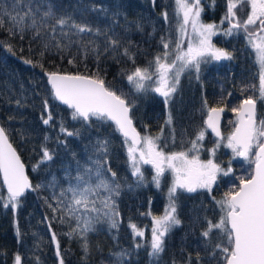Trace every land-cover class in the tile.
Returning a JSON list of instances; mask_svg holds the SVG:
<instances>
[{
  "label": "trees",
  "instance_id": "obj_1",
  "mask_svg": "<svg viewBox=\"0 0 264 264\" xmlns=\"http://www.w3.org/2000/svg\"><path fill=\"white\" fill-rule=\"evenodd\" d=\"M243 7V11L235 9L241 20L250 11ZM176 8L175 0H0V20L4 21L0 27V126L25 164L33 187L40 185L20 197L14 210L3 206L7 193L0 182V264H14L16 254L21 256V264H56L50 230L57 236L64 264H225L224 255L215 247L227 246L225 234L214 230L206 239L202 232L208 221L215 223L224 215L217 201L236 189L238 177L252 174V155L248 160L233 157L231 173L220 176L211 193L204 189L193 193L177 190L174 199L180 224L165 235L164 251L158 255H149V230L151 217L169 201V176L161 177L159 187L152 181L155 171L149 167H142L143 181L132 177L124 138L109 121L93 130H102L106 139L112 140L107 168L132 185L116 198L117 228L99 224L82 232L66 212L52 210L64 207L60 201L67 179L62 174H70L74 161L82 157L91 126L73 120L72 110L55 100L47 85L48 73L102 78L106 87L134 105L130 114L140 134L159 135L157 143L165 152L190 147L189 141L206 127L207 108L216 104L227 109L222 124L227 134L236 122L231 109L248 96L258 98L260 68L255 51L242 30L232 29L226 34L230 28L224 20L226 0H201V22L220 27L213 43L229 52L232 59L200 65L199 74L191 67L185 70L167 106L165 98L150 89L136 91L127 75L136 67L154 68L149 62L165 51L163 42L169 43L167 51L175 55L172 45L180 41L186 49L189 40H196L190 25L181 37L183 18ZM48 12L51 14L45 15ZM25 13L21 33L11 16ZM163 13H167V20ZM60 19L67 23L61 26ZM73 24L91 31L80 33ZM125 49L129 55H124ZM257 103V119H264V100L257 99ZM169 113L172 122L166 124ZM49 114L52 119L46 125L43 120ZM61 124L75 134L61 133ZM44 148L52 155L51 160H43ZM130 224L146 229L145 235L134 236ZM73 229L76 231L67 235Z\"/></svg>",
  "mask_w": 264,
  "mask_h": 264
},
{
  "label": "snow or ice",
  "instance_id": "obj_2",
  "mask_svg": "<svg viewBox=\"0 0 264 264\" xmlns=\"http://www.w3.org/2000/svg\"><path fill=\"white\" fill-rule=\"evenodd\" d=\"M227 10L224 20H227L231 27L226 34H231L232 29H243L247 34L248 43L255 51L256 62L259 65V96L253 98L248 96L243 99L237 107H233L231 111L236 116L234 130L227 137L225 147L232 150L236 157H243L248 160L250 155L255 157V168L253 173L247 178L238 177L239 185L235 190L225 193L223 199L217 201L221 211L224 213L217 222L208 221L206 230L202 232V236L206 239L214 230L224 233L227 239V246L216 244L215 247L224 255L225 264H264V119H257L256 104L257 99L264 100V0H226ZM177 6V15L182 14L183 22L179 26L181 37L186 35L187 26L190 25L192 33L196 40H189L186 50L182 47L180 41L175 45V56L169 62L168 57L171 55L169 51V43L163 42L165 51L161 55H157L154 61L149 62L151 67L155 66L154 71L149 68L136 67L127 75V80L133 84L137 92L151 90L164 97V103L167 106L173 93L177 91L180 83V77L190 67L194 68L199 74L202 62H207L204 58L211 57L214 60L232 59V55L220 48H216L211 43V37L216 35L215 24H205L201 22V0H175ZM248 6L250 11L245 19L241 20L237 16L235 9ZM51 13H45L50 15ZM24 16L12 15L11 22L14 27H18L19 31H24ZM164 19L167 20V13H163ZM221 21V24L224 23ZM58 23L63 26L66 20L60 19ZM4 24L0 20V27ZM35 21H33V26ZM72 27L78 29L80 33L91 31L84 25L73 24ZM11 31V29H10ZM23 38V36H21ZM115 45L116 41H112ZM9 50H11L9 46ZM124 55H129L125 49ZM131 59L132 57L129 56ZM31 63V61H25ZM134 62V61H133ZM69 63H72L70 60ZM48 82L51 84L55 99L72 109V119L80 120L88 123L92 118L99 121H111L124 138L127 148V158L132 170V175L137 177L138 182L144 180V174L141 170L142 165H150L155 174L152 181L157 187L160 186L161 177L166 171H170L172 175L171 185L168 189L169 203L162 216H153L151 229V240L149 255H158L164 251V237L170 231L173 225H179L180 220L175 213L176 203L175 195L177 189H183L186 192L193 193L198 189L212 191V186L217 180L218 174L228 176L231 167L222 168L220 164L214 162L213 159L201 160L200 149L203 147L201 143L207 129H211L217 137H221L219 121L220 114L224 111L222 107L207 108V119L204 121L206 128H202L190 140V147L187 150L165 152L157 143L161 137L151 135H141L133 125V119L130 115L132 107L126 98L118 95L115 91L106 87L105 81L98 76H85L80 74H59L57 72L48 73ZM155 77V79H153ZM199 76L197 75V79ZM45 107L47 102L45 101ZM207 107V101H205ZM52 119L51 114L43 120L44 124H49ZM172 117L169 113L166 124H171ZM61 133L67 136H73L75 133L68 131L63 124L60 126ZM163 131V130H161ZM108 141L100 144L101 151L107 154ZM216 143L214 148L209 149L211 156H215ZM256 149L253 152V149ZM43 160H51L52 155L44 148ZM252 162V161H250ZM96 168H86L85 174L91 175L94 172L98 179L95 187L90 186V181L85 180L83 175L76 176L77 185H70L66 190L71 193V201L63 208L52 207L53 212L60 210L66 212L69 217L75 216L80 211L79 207L87 211H100L95 208V201L89 199L91 195H96L98 190L103 189L108 192L116 193L119 184L113 187L110 181L104 176V172L111 173L112 181L115 180L116 173L110 167L105 169L107 160L104 159L94 161ZM0 175L3 178V185L6 186L7 199L3 206L16 209L19 204V198L22 197L26 190H36L40 185L33 187L28 176L24 171V164L17 155L12 144L9 143L8 136L4 128L0 127ZM81 184L84 186L81 187ZM65 192H61L64 196ZM110 199V198H109ZM109 199L102 201L104 208L110 209ZM92 204L89 208L88 205ZM60 204H64L61 200ZM105 215H108L106 212ZM118 215V213H114ZM79 220V217H76ZM63 222V218H61ZM82 232L91 231V222L84 220ZM79 223L77 228H79ZM112 227H116L113 221ZM130 228L134 236L143 237V230L137 228L135 224H130ZM76 229L69 232L71 236ZM19 235V232H17ZM52 240L56 244V255L60 256L59 242L55 233L52 234ZM140 247L139 244L136 245ZM215 255V253H213ZM14 264H21V256H14ZM60 264H64L60 259Z\"/></svg>",
  "mask_w": 264,
  "mask_h": 264
},
{
  "label": "rangeland",
  "instance_id": "obj_3",
  "mask_svg": "<svg viewBox=\"0 0 264 264\" xmlns=\"http://www.w3.org/2000/svg\"><path fill=\"white\" fill-rule=\"evenodd\" d=\"M211 24H215L217 27L215 29L216 31V35L217 33L220 31V27L213 22H209ZM207 23V24H209ZM215 35H213L211 37V43L218 48L214 43H213V37ZM176 45V44H175ZM175 45H172L173 48H175ZM186 50V49H185ZM175 55L171 54L168 59L169 62L174 58ZM154 68L149 69V71H154ZM183 75V74H182ZM181 75V77H182ZM180 77V79H181ZM153 79H155V77H153ZM205 121V120H204ZM236 121V120H235ZM107 121H99L96 120L95 118H92V120L89 121L88 126L90 127L89 132L90 134L87 133V137L84 141V147H83V151H82V157H79L78 159H76L74 161V165L72 166V171L69 172H65L62 174V177L67 179V183L64 186V192L65 195L64 197L61 198V200L64 201V204H62L63 206H65L67 203H69L71 201V193L67 192L66 190L69 188L70 185L72 186H76L77 185V180H76V176L78 174L83 175L85 180H89L90 181V186L95 187L96 183H98V179L95 177L94 172L91 175L85 174V169L86 168H92L93 170L96 168V164L94 163V161L96 160H101V162H103L104 159H106V155L109 154L110 152V148L112 147L111 143L112 140L110 139H106L107 134L103 133L102 130H97V133L94 132L93 128L94 126H104L106 124ZM206 128V127H205ZM209 134L206 132L205 134V138L204 140L201 142L203 144V147L200 149L199 155H200V159L201 160H207V159H213L214 162L220 164V166L222 168H228L231 167V169L234 167V158L235 157L232 153V150L225 147V144L227 143V137L230 135V133H225L223 131V136L220 139H214L212 140L209 136ZM103 141H108V151L107 154L105 155V153L103 151H101L100 148V144ZM219 143V147L216 148V153L215 156H211L209 153V149L214 148L216 146V143ZM144 166L147 168H151L153 169L150 165H142L141 166V170H143ZM143 167V168H142ZM105 169H107V166L105 165ZM154 170V169H153ZM131 174H132V170H131ZM164 175L169 176V183L171 185V181H172V175L170 173V171H166L164 173ZM104 176L110 181V183L112 184V186L114 187L115 184H119V188L116 190V193H112V192H108L105 191L103 189L98 190L96 195H91L89 197L90 200L95 201V208L99 209L100 211H87L83 208V206H76L80 208V211H78L75 216H73V220L75 222L76 228H77V224L79 223L80 227L77 228L78 230L83 229V222L84 220H89L91 222V228L94 227L95 225H99V224H106L109 228H117L116 227H112V223L113 221L116 222V215H114V213H116V198L118 197V195L120 194V192L124 189H129L132 187L131 184L127 183L126 178L122 177H115V180L112 181L111 175L105 171L104 172ZM223 176V174H218L217 179ZM132 177H134L132 175ZM163 177V176H162ZM55 178V177H53ZM136 178V177H134ZM53 180V179H52ZM84 185L81 184V187H83ZM177 190H183V189H177ZM110 198V199H109ZM104 199H109V203H110V209L109 208H104L102 201ZM169 201H167L165 203V205L163 206L161 212L156 215V216H162L164 214V211L166 209V207L168 206ZM89 208L92 207V204L90 203L88 205ZM108 213V215H105V213ZM176 215V213H175ZM76 217H79V220H77ZM152 218V217H151ZM111 225V226H110ZM153 227V223L150 226V230L149 233L151 235V229ZM143 230L144 233L146 231V229H140Z\"/></svg>",
  "mask_w": 264,
  "mask_h": 264
},
{
  "label": "water",
  "instance_id": "obj_4",
  "mask_svg": "<svg viewBox=\"0 0 264 264\" xmlns=\"http://www.w3.org/2000/svg\"><path fill=\"white\" fill-rule=\"evenodd\" d=\"M229 25H230V23H229ZM231 26V25H230ZM59 74H61V75H63L64 73H59ZM72 75H74V74H72ZM47 85L49 86V88L51 89V92H52V95H53V97L55 98V96H54V93H53V90H52V87H51V84L48 82V76H47ZM60 105H62V106H64V107H66V108H68L67 107V105H64V104H62L59 100H57V99H55ZM69 110H72V109H70V108H68ZM256 110H257V104H256ZM73 111V110H72ZM131 115V114H130ZM207 119V116H206V118H205V120ZM110 123H112L111 121H109ZM222 122H223V112L220 114V121H219V127H220V132H221V137H217L214 133H212V131H211V129H208V131L214 136V137H216V138H218V139H220V138H222V136H223V134H222V128H221V126H222ZM114 126H115V124L114 123H112ZM133 125H134V122H133ZM1 127V126H0ZM134 127H135V125H134ZM115 128H116V126H115ZM137 129V128H136ZM234 130V129H233ZM137 131H138V129H137ZM139 132V131H138ZM140 133V132H139ZM232 133V132H231ZM121 135V134H120ZM122 136V135H121ZM123 137V136H122ZM8 140H9V138H8ZM9 143H11L10 142V140H9ZM12 144V143H11ZM13 146V145H12ZM13 148H14V146H13ZM15 149V148H14ZM15 151H16V153H17V155L19 156V154H18V152H17V150L15 149ZM20 157V156H19ZM20 160H21V158H20ZM21 162L23 163V161L21 160ZM24 164V163H23ZM254 168H255V163L253 164V168H252V173H253V170H254ZM24 171H25V174L28 176V178H29V181L31 182V179H30V177H29V175H28V172H27V168H26V166H25V164H24ZM0 182H1V184H2V186H3V188H4V190L6 191V193H7V190H6V186H4L3 185V178H2V175H0ZM27 191H29V190H26V192ZM25 192V193H26ZM50 234H51V239H52V234H53V232L50 230ZM52 243H53V246H54V248H55V254H56V251H57V249H56V244L53 242V240H52ZM56 258H57V263L56 264H60V259H62L61 258V256H57L56 255Z\"/></svg>",
  "mask_w": 264,
  "mask_h": 264
},
{
  "label": "flooded vegetation",
  "instance_id": "obj_5",
  "mask_svg": "<svg viewBox=\"0 0 264 264\" xmlns=\"http://www.w3.org/2000/svg\"><path fill=\"white\" fill-rule=\"evenodd\" d=\"M227 24H228V26L229 27H231L230 25H229V22L227 21ZM239 30H242L243 31V33H245V31L243 30V29H239ZM219 33H217V35H218ZM246 34V33H245ZM247 35V34H246ZM216 45V44H215ZM218 48H220V49H222L221 47H219L218 45H216ZM224 50V49H223ZM226 51V50H225ZM209 64H211L212 62H214V63H217V64H220V63H223V62H225V61H227L228 59H221V60H214V59H212L210 56L209 57H205L204 58ZM207 62H202L201 63V66L202 65H204L205 63H207ZM173 95V94H172ZM258 104V103H257ZM211 107H222V108H224V111H223V120H224V117L227 115V109L223 106V105H213V106H211ZM256 113H257V111H256ZM207 116V115H206ZM234 117V119L236 120L237 118H236V116L235 115H233ZM222 124H223V122H222ZM206 126V125H205ZM221 128H222V126H221ZM234 129V128H233ZM233 131V130H232ZM231 131V132H232ZM207 133H209V134H211L209 131H208V129H207V131H206ZM222 133H223V131H222ZM231 134V133H230ZM212 135V134H211ZM213 136V135H212ZM214 137V136H213ZM214 138H216V137H214ZM216 139H218V138H216ZM3 187V186H2ZM4 189V188H3ZM6 192V191H5Z\"/></svg>",
  "mask_w": 264,
  "mask_h": 264
}]
</instances>
